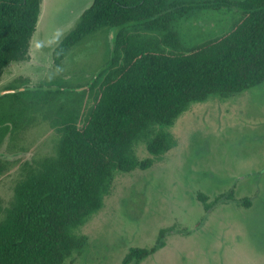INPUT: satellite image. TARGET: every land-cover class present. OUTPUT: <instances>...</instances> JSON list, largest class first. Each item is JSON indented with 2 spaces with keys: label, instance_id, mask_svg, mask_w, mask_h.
<instances>
[{
  "label": "trees",
  "instance_id": "obj_1",
  "mask_svg": "<svg viewBox=\"0 0 264 264\" xmlns=\"http://www.w3.org/2000/svg\"><path fill=\"white\" fill-rule=\"evenodd\" d=\"M42 4L0 0V77L12 62L31 59ZM196 8L241 13L226 33L185 46L175 22ZM105 27L114 30L110 59L85 91L33 86L20 77V86L7 89H25L0 97V149L47 108L57 107L58 115L45 118L59 135L56 155L25 167L2 211L0 264H65L82 254L89 239L80 229L102 209L116 175L146 170L176 147L170 129L192 103L264 83V0H92L54 49L55 67ZM140 142L152 157H138ZM199 196L212 206L205 194ZM166 232L151 247H131L122 264H140L157 253Z\"/></svg>",
  "mask_w": 264,
  "mask_h": 264
},
{
  "label": "rangeland",
  "instance_id": "obj_2",
  "mask_svg": "<svg viewBox=\"0 0 264 264\" xmlns=\"http://www.w3.org/2000/svg\"><path fill=\"white\" fill-rule=\"evenodd\" d=\"M91 2L43 0L31 59L6 67L0 92L20 86V77H28L33 86L85 91L110 59L114 30L105 27L87 35L60 67H55L53 52L80 21L82 11L77 10ZM240 13L236 8H196L175 28L183 44L192 46L229 31ZM89 99L86 95L82 106ZM56 109L38 112L0 149V218L25 167L56 155L59 135L45 118L58 115ZM170 131L176 147L146 170L116 175L104 206L80 229L88 236L87 248L65 264H122L131 247L156 244L162 229L167 230L166 245L140 264H264V83L192 103ZM135 150L141 160L152 157L145 143Z\"/></svg>",
  "mask_w": 264,
  "mask_h": 264
},
{
  "label": "water",
  "instance_id": "obj_3",
  "mask_svg": "<svg viewBox=\"0 0 264 264\" xmlns=\"http://www.w3.org/2000/svg\"><path fill=\"white\" fill-rule=\"evenodd\" d=\"M113 38H114V31H113V35H112V41H113ZM88 87V86H86ZM84 87V88H86ZM25 88H17V89H6L4 91H1L0 92V97L3 96V95H6V94H9V93H16V92H20L22 90H24ZM79 89H83V88H79ZM78 89V90H79Z\"/></svg>",
  "mask_w": 264,
  "mask_h": 264
},
{
  "label": "flooded vegetation",
  "instance_id": "obj_4",
  "mask_svg": "<svg viewBox=\"0 0 264 264\" xmlns=\"http://www.w3.org/2000/svg\"><path fill=\"white\" fill-rule=\"evenodd\" d=\"M87 5H89V3H87L84 7H82V9L77 10V12L82 11L80 16H82L83 13L89 8V7H87V8L85 9V7H86ZM90 5H91V4H90ZM77 12H76V13H77ZM80 16H79V17H80ZM79 17H78V18H79ZM73 18H75V16H74Z\"/></svg>",
  "mask_w": 264,
  "mask_h": 264
}]
</instances>
